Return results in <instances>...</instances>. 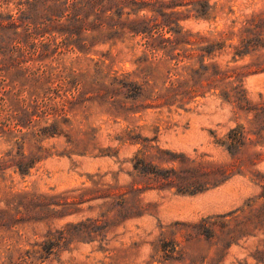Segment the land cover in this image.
<instances>
[{"label": "rangeland", "instance_id": "rangeland-1", "mask_svg": "<svg viewBox=\"0 0 264 264\" xmlns=\"http://www.w3.org/2000/svg\"><path fill=\"white\" fill-rule=\"evenodd\" d=\"M157 2L140 16L161 27L163 9L184 13L172 33L193 40L264 9V0H212L217 18L205 20L189 11L191 0ZM141 40L113 34L84 52L27 50L18 67L48 78L34 96L21 90L13 62L4 65L3 89L18 106H0V156L37 164L26 176L0 171V264H264V71L247 70L245 109L196 74L177 96L168 91L176 61L147 56ZM191 54L182 67L200 69V52ZM232 58L206 63L256 59ZM46 102L66 111L49 115ZM49 126L64 132L46 134ZM51 237L48 258L30 257Z\"/></svg>", "mask_w": 264, "mask_h": 264}, {"label": "trees", "instance_id": "trees-1", "mask_svg": "<svg viewBox=\"0 0 264 264\" xmlns=\"http://www.w3.org/2000/svg\"><path fill=\"white\" fill-rule=\"evenodd\" d=\"M211 1L191 0L190 3L194 4V8L189 11L196 13L197 19H215L217 16H214L215 7L212 6ZM157 4V0H0V106L3 102L5 106H11L9 107L11 109L18 106L17 100L7 95L3 89L1 76L4 65L7 61L9 62L8 59L13 62V66H9L10 69L14 67L16 72L22 73V78L19 80L21 90L34 96L47 90L45 86L48 78L27 76L25 69L19 68L18 62H21L27 50L36 48L40 56L41 50L42 54L67 48H78L84 52L100 43L98 37L120 34L129 36L132 40L142 37L139 44L146 46V53L150 51L156 56L161 52L167 59L176 61L175 80L172 81L171 88H168L169 92L180 96L182 79L187 78V84L190 86L196 74L202 77L200 85L204 89L207 88L204 79L208 78V81H212V83L208 82L210 89L224 87L225 99L228 101L235 99L233 102H238L239 108L245 109L244 102L247 98L244 79L247 76V70L257 67L258 71H264V9L233 20L232 25L224 31L212 35H197L199 39L193 40L194 35L184 34L182 28L174 32L177 33L176 35L172 33L173 25L176 24L179 27L182 21L178 19L175 22V17L179 18L184 13L173 11L168 14L163 9L161 15H166L167 18L164 23H161V27L155 23L157 17L140 16L149 10L155 12ZM188 5L179 4V7ZM177 7L176 5L172 9L175 10ZM133 16L137 18L133 19ZM28 17L29 21L21 26L23 18L25 20ZM168 27L170 30L165 32ZM160 33L161 39H159ZM169 33L172 34L167 36ZM236 39H238L237 42H235ZM189 45H192V48H189ZM196 50L200 52L198 62L200 69L197 70L191 66L182 67L183 56L189 53L194 54ZM31 55L33 56L32 52ZM228 55H233L231 61L233 63L244 61L248 57L256 59L252 64L235 67H232L231 63L225 67L218 62L206 63L208 59L214 61ZM75 78V73L68 70L65 74L66 84L71 85ZM194 91L191 87L187 95ZM45 106L51 111L49 115H63L66 111L65 107H52L49 102H46ZM56 123L61 125L58 119ZM16 124L18 127L23 125L22 117L17 119ZM50 127L54 129L52 133L47 132L51 130ZM44 130L46 134L61 135L64 132V126H49ZM8 156L11 154L0 156L1 172L5 173L9 168H15L16 172L26 176L37 164V161L17 162L15 158L9 159ZM20 195L25 194L15 193L9 200L14 202ZM52 238L40 243L41 248L29 250L30 257L39 260L48 258L47 254L55 250L52 245L55 241ZM58 242V244L61 243Z\"/></svg>", "mask_w": 264, "mask_h": 264}]
</instances>
